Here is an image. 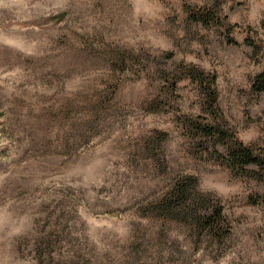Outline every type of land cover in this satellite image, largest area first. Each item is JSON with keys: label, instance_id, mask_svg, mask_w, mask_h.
Here are the masks:
<instances>
[{"label": "rangeland", "instance_id": "obj_1", "mask_svg": "<svg viewBox=\"0 0 264 264\" xmlns=\"http://www.w3.org/2000/svg\"><path fill=\"white\" fill-rule=\"evenodd\" d=\"M263 69L264 0H0V264H264Z\"/></svg>", "mask_w": 264, "mask_h": 264}, {"label": "trees", "instance_id": "obj_2", "mask_svg": "<svg viewBox=\"0 0 264 264\" xmlns=\"http://www.w3.org/2000/svg\"><path fill=\"white\" fill-rule=\"evenodd\" d=\"M210 79H211V82L213 83L215 79V75H211ZM252 88L256 92L264 91V69L259 71L258 74H256L253 77ZM206 93L210 95L212 102L215 103L216 93L214 92V89H210L209 87ZM218 129L219 128H217L216 126H208L206 128L205 133L207 135H210L211 137H215L217 134H219V132H221ZM221 137L223 138L224 135H221ZM227 154H228V159H227L228 163H230V165H232L234 168L242 170L243 173L245 174L253 172L251 169L245 168L246 165H249V164H253L258 167L264 168V156L253 154L252 151L247 146H244L239 141H236L234 145L228 148ZM186 189H187V185L181 184L180 186H178L176 191L179 192L180 196H182L183 193H185ZM218 219H223L221 207L219 206L218 208L214 210V212L212 210L211 212L201 216V220H203V226L205 225L211 228H213L212 227L213 224L216 223Z\"/></svg>", "mask_w": 264, "mask_h": 264}]
</instances>
